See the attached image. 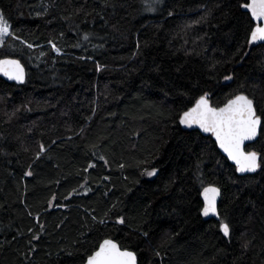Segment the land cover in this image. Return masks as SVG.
Masks as SVG:
<instances>
[{"label":"trees","instance_id":"1","mask_svg":"<svg viewBox=\"0 0 264 264\" xmlns=\"http://www.w3.org/2000/svg\"><path fill=\"white\" fill-rule=\"evenodd\" d=\"M241 2L0 0L20 37L0 59L27 74L0 78V264H83L107 238L138 264H264V165L238 176L211 136L179 123L205 92L220 107L243 92L264 128V44L247 43ZM246 151L264 157V132ZM209 185L219 220L200 215Z\"/></svg>","mask_w":264,"mask_h":264},{"label":"snow or ice","instance_id":"2","mask_svg":"<svg viewBox=\"0 0 264 264\" xmlns=\"http://www.w3.org/2000/svg\"><path fill=\"white\" fill-rule=\"evenodd\" d=\"M145 4V11L155 12L156 6L162 2V0H142ZM241 9L246 10L249 14V36L247 43L251 46L259 42H264V0H242L239 4ZM39 15V14H38ZM171 15V13H169ZM11 37L19 40L20 37L16 36L15 31L12 29L9 20L6 18L3 12H0V49L6 45V40ZM85 41L89 40V34L85 33L83 36ZM52 49L56 53H60V48L51 41ZM28 48H32V44H27ZM43 55V53L41 54ZM97 70H100V66L97 65ZM0 73L7 77L9 80L16 81L17 83L25 82V67L18 59H0ZM233 77L231 75L224 76L225 81H231ZM179 123L187 128H193L194 126L202 130L204 133H210L215 137V142L219 147L227 154V158L234 162L235 170L239 173H255L258 169H262L264 165V157L261 153L256 151H245V142L253 141L264 132L262 128V118L257 114L256 107L254 106L253 99L248 95L240 92L228 99L222 107L213 106L210 102L209 93L205 92L200 95L192 107L183 111L179 116ZM47 151L43 143H39L38 151L35 153V159L39 160L41 156ZM101 160L104 157H100ZM107 163V161H105ZM95 164L90 163L88 168L84 171H88L90 168H94ZM125 165L121 164L120 168L123 169ZM148 177H153L157 174L155 168L148 170L145 169L142 173ZM26 176H32L33 172L28 170L24 173ZM104 179H109L104 177ZM87 183V180H85ZM83 187V185L81 186ZM91 191V189H86ZM203 208L202 215L207 217L214 215L219 217L217 211V197L220 196V188L209 185L203 188ZM66 199L68 197H65ZM56 197L53 196L49 201L51 206L52 201H55ZM116 205H112L109 212L114 210ZM31 215V213H29ZM108 213H105L107 216ZM39 222V216L35 218ZM96 220V217H93ZM124 216H117L115 223L119 225L125 224ZM98 223H106L105 219H100ZM43 225H40L41 231ZM220 231L225 237L230 236L231 228L230 224L224 219L219 223ZM31 231V229H30ZM147 235V233H144ZM33 240H39L40 236L33 233ZM246 246V245H245ZM159 255V253H157ZM83 264H138L137 253L135 251L124 248L116 240L107 238L98 245V248L83 258Z\"/></svg>","mask_w":264,"mask_h":264},{"label":"water","instance_id":"3","mask_svg":"<svg viewBox=\"0 0 264 264\" xmlns=\"http://www.w3.org/2000/svg\"><path fill=\"white\" fill-rule=\"evenodd\" d=\"M244 12H246V10H244V9H242ZM257 44H264V42H259V43H257ZM254 45H256V44H254ZM10 59H12V58H10ZM25 72H26V69H25ZM27 75V74H26ZM0 78H2L3 80H5L6 82H9V83H14V84H17V85H22V84H24V83H17L16 81H12V80H9L7 77H5V76H3V74L2 73H0ZM25 81H26V76H25ZM222 107V106H221ZM181 125V124H180ZM181 127L183 128V129H185V130H197L201 135H203V136H211V138H212V140L215 142V137L214 136H212L210 133H204L202 130H200V129H198L197 127H193V128H187V127H185L184 125H181ZM258 137H259V135L257 136V138L255 139V140H253V141H246L245 142V151H246V147L248 146V145H250V144H253L254 142H256L257 141V139H258ZM215 144H216V146H217V149H218V151L220 152V154L223 156V157H225L227 160H228V162H229V164H231L232 166H234V168H235V164H234V162L233 161H231V160H229L228 158H227V154L226 153H224L223 152V150L219 147V145H218V143H216L215 142ZM256 173V172H255ZM236 174L238 175V176H246V175H252V174H254V173H239V172H237L236 171ZM207 187V186H206ZM202 192H203V189L200 191V199H201V202H202V208H203V196H202ZM220 196H221V192H220ZM220 196H218L217 197V211H218V203H219V198H220ZM202 208H201V210H202ZM200 215H201V217L204 219V220H207V219H210V218H213V219H216V220H219V217H217V216H214V215H209V216H207V217H205V216H203L202 215V211H200ZM223 234V233H222ZM98 248V247H97Z\"/></svg>","mask_w":264,"mask_h":264}]
</instances>
